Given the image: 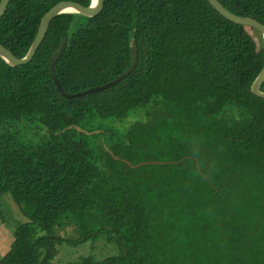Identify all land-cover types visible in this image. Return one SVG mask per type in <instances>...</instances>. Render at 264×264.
<instances>
[{
	"label": "trees",
	"instance_id": "obj_1",
	"mask_svg": "<svg viewBox=\"0 0 264 264\" xmlns=\"http://www.w3.org/2000/svg\"><path fill=\"white\" fill-rule=\"evenodd\" d=\"M61 1L91 2L10 0L0 44L23 58ZM218 1L264 24V0ZM132 39L123 81L58 93L48 63L62 42L72 94L122 74ZM263 63L261 33L208 0H104L97 16L54 18L29 63L0 58V198L28 219L0 264H51L58 245L99 239L115 251L82 264H264ZM150 157L165 162L133 166ZM124 168L153 171L129 183Z\"/></svg>",
	"mask_w": 264,
	"mask_h": 264
},
{
	"label": "water",
	"instance_id": "obj_2",
	"mask_svg": "<svg viewBox=\"0 0 264 264\" xmlns=\"http://www.w3.org/2000/svg\"><path fill=\"white\" fill-rule=\"evenodd\" d=\"M9 1L10 0L0 1V19L5 14ZM208 2L212 5V7L217 12H219L220 15L225 17L227 20L235 24H238V25H243V26L251 27V28L258 30L263 37V43H264V24L260 23L259 21L255 19L239 16V15H236L230 12L218 0H208ZM103 7H104V0H96V1L91 0L88 6H84L75 1H61L55 4L51 9H49L44 14V16L41 19L36 37L30 49L28 50L27 54L23 58H17L15 55H13V53L8 48L4 47L2 44H0V58L11 67H16V66L27 64L33 59L37 49L43 42L47 34L48 28L54 18H56L57 16L61 14H66V13L94 17L102 12ZM65 47H66V42H62L60 46L58 47V49L55 51V53L50 58L48 65H49V70L52 76L53 83L56 87V90L58 91L60 95L67 97V98L81 97L87 94L97 93L102 90L109 89L110 87L117 85L118 83L123 81L126 77H128L130 73L136 68L137 63H138V47H137L136 40L132 39L131 46H130L131 53H132L131 63H130V66L122 74L117 76L115 79L107 83H104L102 85L91 87V88L85 89L77 93L69 94L64 91L60 83V80L57 76L56 70H55V64L58 61V59L61 57V55L63 54ZM263 83H264V63H263V67L260 73L254 80L252 87H251L252 93L262 99H264V92L262 91ZM72 128H75L78 132L85 133V134H93V133L99 132L97 130L94 132H88L82 129L81 127L75 126V125H71L67 127L66 129H72ZM105 149L109 151V148L107 146H105ZM116 159H118V157H116ZM127 163L131 165L130 162H127ZM144 164H163V162L149 161V162H142V163H139L133 166L139 167ZM197 168L198 170H200V167L198 164H197ZM206 180L208 179L206 178Z\"/></svg>",
	"mask_w": 264,
	"mask_h": 264
},
{
	"label": "rangeland",
	"instance_id": "obj_3",
	"mask_svg": "<svg viewBox=\"0 0 264 264\" xmlns=\"http://www.w3.org/2000/svg\"><path fill=\"white\" fill-rule=\"evenodd\" d=\"M159 159V160H157ZM156 160L158 162H165L163 159L150 157V159H142V162H149ZM146 166H149L148 164ZM126 173V178L130 183L133 180L141 179L148 175V172H152V168L148 169H133L124 168ZM164 169H160L163 172ZM0 258L3 257L11 248V244L15 239L16 228L28 221V219L21 213L19 206L13 200L9 193L4 194L0 198ZM55 235H57L55 233ZM58 236V235H57ZM102 239L97 241H88L83 244H78L71 246L67 243L58 245V253L56 257L49 262L51 264H82L83 257H87L90 254L95 255L97 260H101V257L113 253L115 251L114 246L108 245L104 246L101 243Z\"/></svg>",
	"mask_w": 264,
	"mask_h": 264
},
{
	"label": "bare ground",
	"instance_id": "obj_4",
	"mask_svg": "<svg viewBox=\"0 0 264 264\" xmlns=\"http://www.w3.org/2000/svg\"><path fill=\"white\" fill-rule=\"evenodd\" d=\"M96 1V0H95Z\"/></svg>",
	"mask_w": 264,
	"mask_h": 264
}]
</instances>
